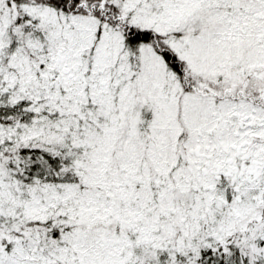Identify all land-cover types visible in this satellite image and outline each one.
Masks as SVG:
<instances>
[{
    "label": "rangeland",
    "instance_id": "1",
    "mask_svg": "<svg viewBox=\"0 0 264 264\" xmlns=\"http://www.w3.org/2000/svg\"><path fill=\"white\" fill-rule=\"evenodd\" d=\"M104 2V6L108 8V0ZM185 2L187 1L111 0L112 4L119 6L118 16L122 18V22L109 24L102 22L94 14L89 16L81 12L69 14V17L57 15L45 0H0V23H17V32L20 35H26L23 32L26 26L30 27L32 33L37 32L33 35L29 33L26 38H33L38 32L42 36L35 44L33 59L36 62L41 61L45 68L41 69V72L33 70L34 76L38 74L48 78V72L57 74L53 69V62H44L41 59L43 55L39 54L50 47L49 51L53 52L54 47L46 48L53 38L57 48H61V59H55L59 61L57 66L59 69L63 68L64 75L67 74L63 77L56 75V79L60 82L66 79L69 85L67 87L72 89L71 96L78 99L77 102L83 107L90 103H103L100 115L104 120L112 119L120 126L119 130L116 127L114 129L117 133L131 131L135 135L138 128H142L128 147L130 151L135 148L138 158V147L147 151L148 159V152L152 148H169L173 152L174 144L175 154L170 155V151L164 153L163 159L167 164L183 158L194 171L197 166L205 167L198 175L199 183H191L192 191L205 194L204 198L192 194L193 199L200 198L199 204L193 202L195 211H198L199 207H208L206 203H210V196H218L216 206L219 211L224 212V215L221 214V221L224 219L226 225V230L219 240L220 245L224 247L222 251L240 259L249 258L251 264H256L255 261L264 260V39L259 40L260 27H255L252 31L254 20L251 19V11L240 15V10L235 9V2L231 1L230 4L229 0H196V5ZM82 5L88 9L91 4L88 0H82ZM206 6H211V9L206 10ZM28 16L31 20H28ZM127 23L133 27L149 28L159 34H167L168 44L186 63L187 70L184 75L175 74V71L163 62L159 49L152 43L140 44L137 47L126 44L123 27ZM256 24L260 25L257 22ZM244 29L249 30L245 37L241 34ZM75 51H79L83 58L90 56V59L84 62L80 57L69 54ZM70 72L72 75L68 76ZM8 78L10 84L16 82L13 75L10 74ZM23 79L25 80V77ZM36 85L37 83L30 85V90L37 97L39 93H35ZM186 86L193 90H186ZM113 94L119 97L114 110L115 119L111 116L112 108L107 102ZM256 100L261 104H257ZM61 105L59 102V106ZM65 109L70 110L68 115L76 111L70 105ZM90 113L93 115L94 111L90 110ZM38 127V132L31 131L25 136L22 135V144L17 146L4 144L0 129L1 171H6L7 166L26 159V155L22 153L24 147L47 149L46 146L59 141L56 137L51 138V143H46L45 138H41L43 126ZM116 132L110 137L111 141L119 136ZM95 138L98 141L96 135ZM148 143L150 150L147 149ZM60 144L64 146L61 140ZM195 154L212 156L208 160L209 166L198 165L201 162L206 163L205 157H202L201 162L194 163L197 159ZM93 159V169H97L98 162L101 164V161L106 160L97 150ZM173 175L177 180H184L190 179L191 173L182 168ZM1 180L0 185L4 190L0 192V198L12 205L19 206L20 202L28 197L27 192L36 186L37 189L42 188L36 184L32 187L31 184L20 190V182L17 190L16 184ZM202 182L204 189L200 187ZM20 191L26 194L24 198L19 196ZM186 191L180 184L179 193H175L177 199L181 197V201H186L189 196ZM74 193L73 190L68 191L63 199H72ZM31 199L33 201L28 203L30 208H26L30 209V212L25 216L38 217L40 221H36L38 224L32 229L22 232L45 237L42 222L46 220L44 212L49 207L60 206L55 202L52 204L51 197L46 195L42 202H38V196H32ZM58 202L62 205L64 201L60 197ZM176 207L179 209L173 212L178 213L175 216L179 221L181 215H187V210L184 211L178 204ZM7 209L10 210L11 207L8 206ZM97 209L98 207H94V210ZM211 216L215 222L213 217L216 215ZM199 227L203 226L196 224L192 229L193 233L184 227L187 230L185 232H189L188 236L185 234V240L178 238L177 234L172 241L171 233H177L178 229L165 223L162 225V234L170 237L175 255L192 250L197 257H202V247L209 244L206 243L205 236L208 231ZM9 233L0 230V264H22L20 260H24L29 252L27 249L22 252L21 244L16 246L18 257L7 258L9 253L6 251V242L11 238ZM195 236L201 238L194 244ZM44 242L40 244L41 247L35 244L37 253L44 252L43 248L49 249ZM157 243L159 252L164 251L162 246H170L161 240ZM215 251L217 254L221 252ZM37 256L42 257L39 254Z\"/></svg>",
    "mask_w": 264,
    "mask_h": 264
},
{
    "label": "trees",
    "instance_id": "2",
    "mask_svg": "<svg viewBox=\"0 0 264 264\" xmlns=\"http://www.w3.org/2000/svg\"><path fill=\"white\" fill-rule=\"evenodd\" d=\"M45 1L57 15L60 14L63 17L82 12L89 16L94 14L105 23L122 22V18L118 16L119 6L112 4L111 0L106 2L108 8L104 6V1L107 0H88L91 4L88 9L82 5V0ZM185 1H187L186 4L196 5V0ZM229 1L230 4L235 2V9L240 10V15L251 11V19L254 20L252 31L253 28L260 27L259 40H263L264 0ZM209 8L211 9V6H206L205 9ZM230 8H232L231 5ZM28 20H31L29 16ZM19 22L22 23V21ZM256 22L260 25L258 26ZM17 26V23L12 22L0 23V40H3L0 42V129L4 144L15 146L22 144L20 143L21 136L31 131L38 132V125L43 126L41 138H45L46 143H51V138L56 137L59 141L46 146L47 149L20 147L23 148L22 153L26 155V159L7 166L6 171L0 170V182L3 179L14 183L17 185L14 186L17 190L20 182L22 183L20 190L31 184L32 187L35 184L42 187L37 189L35 185L36 188L27 192L30 195L27 194L28 197L25 198L27 201L22 200L19 206L5 203L4 199L0 198V230L10 232L11 236L6 242V251L9 253L7 258L9 256L12 259L18 257L16 246L21 244L22 252L26 249L29 252L24 260H20L22 264H251L249 258L240 259L236 255H228L222 251L224 247L220 245L219 240L226 230L224 229L226 225H224V219L221 221V214L224 215V212L219 211L216 206L218 196H210V203H206L208 207H199L198 211L194 209L193 202L199 204L200 198L193 199L192 194L200 195V197L205 194L192 191L191 183L194 181L199 183L198 175L205 167L197 166L194 171L187 160L183 161V158H180L181 156H179L180 159L172 160V158V163L167 164V161L163 159L164 153L170 151V155L175 154L174 144H172V152L169 148L150 150L148 143L147 149L150 150L148 159L146 158L147 151L137 146V153H140V158H138L135 148L130 151L128 147L132 144L134 136H137L143 129L138 128L135 135L131 131L117 133L114 129L116 127L119 130L120 126H117L112 119L104 120L100 115L103 103L99 105L90 103L87 107H83L77 102L78 99H73L70 94L72 89L67 87L69 85L66 79L60 82L55 77L56 75L63 77L67 74L64 75L63 68L59 69L57 66L59 61L55 59H61V48H57L58 45L54 44L53 38L50 39L51 44L46 46V48L54 47L53 52L49 51L50 47L49 50L46 49L39 54L43 55L41 59L44 62H53V69L57 74L53 75L48 72L46 75L48 78L38 74L34 76L33 70L41 72V69L45 68L41 61L36 62L33 59L35 44L37 40L42 39V36L38 32L37 36L26 38L29 33L33 35L37 32L32 33L30 27L26 26L23 31L26 35H20L17 32ZM123 30L126 44L137 47L140 44L150 45L152 43L156 49H159L163 62L169 65L175 74L184 75L187 70L186 63L168 44L167 34H159L149 28L133 27L129 23L123 27ZM248 31L244 29L241 34L245 37ZM78 52L69 54L76 58L80 57V60L84 62L90 59V56L83 58ZM19 73L22 75H18ZM10 74L16 78V82L11 84L8 82ZM71 75L70 72L68 76ZM35 83L37 85L34 86L36 90L34 91L36 94L39 93L37 97L30 90V85ZM185 88L186 90L191 89L189 86ZM42 95L44 97L41 98ZM118 101L119 97L114 94L107 100L112 108L113 119L116 118L114 110H116ZM59 102L62 103L61 106ZM255 102L261 104L259 100ZM69 105L76 109L71 115L67 113L70 110L65 109ZM90 110L96 115H92ZM114 132L119 136L111 141L110 137ZM60 140L64 146H61ZM216 140L215 137L214 141ZM96 150L106 160L101 161V164L98 162L97 169H93V155ZM216 150L219 149L216 148ZM195 156L197 159L194 163L201 162L202 157H205L202 154H195ZM205 158L206 163L201 162L198 165L205 164L208 167V160L212 156ZM182 168L191 173L190 179L184 177L182 178L185 181L175 179L174 172ZM6 172L8 175H5ZM180 184L185 187L189 195L186 201H181V197L177 199L175 194L177 191L179 193ZM200 187L204 189L203 182L200 183ZM2 190L4 188L0 185L1 193ZM70 190L75 191L72 199L64 200V196ZM24 195L26 194L20 191L19 196L24 198ZM45 195L51 197L52 204L55 202L60 206L58 208L49 207L44 212L46 220L42 222L46 236L23 233L22 230L32 229L38 224L36 221H40L38 217L25 216L30 212V209L26 208H30L28 203L33 201L31 197L38 196V202H42ZM60 197L64 201L62 205L58 202ZM177 204L184 211L187 210V215H181L179 221L175 216L178 213L173 212L179 209L176 207ZM8 206L11 207L10 210L7 209ZM94 207L98 209L94 210ZM167 210L171 212H166ZM212 214L216 215L213 217L215 222L211 219ZM233 219L236 218L233 217ZM78 223L81 225L79 226ZM165 223L178 229L177 233L174 231L171 233L172 241L177 234L178 238L182 237L185 240L184 237L188 236L189 232H185L187 230L184 227L190 231L196 224L203 226L199 228L208 231L205 236L206 243H209L202 247L203 256L197 257L192 250L182 255H175L170 237L162 234V225ZM191 232L193 233V230ZM200 238L195 236L194 244ZM148 240L151 241L148 242ZM159 240L170 246H162L164 251L159 252L157 250ZM214 240L217 242H213ZM43 242L48 245L49 249L43 248L44 252L37 253L35 244L40 246ZM151 243H153L152 246ZM215 250H221V252L217 254ZM255 263L264 264V260L259 259Z\"/></svg>",
    "mask_w": 264,
    "mask_h": 264
}]
</instances>
